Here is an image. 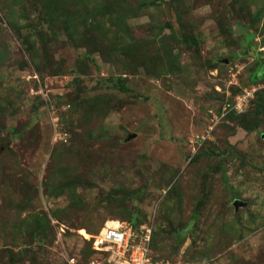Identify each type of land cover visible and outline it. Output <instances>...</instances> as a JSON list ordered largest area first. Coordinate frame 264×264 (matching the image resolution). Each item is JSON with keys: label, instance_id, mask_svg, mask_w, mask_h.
I'll list each match as a JSON object with an SVG mask.
<instances>
[{"label": "rangeland", "instance_id": "rangeland-1", "mask_svg": "<svg viewBox=\"0 0 264 264\" xmlns=\"http://www.w3.org/2000/svg\"><path fill=\"white\" fill-rule=\"evenodd\" d=\"M263 61L264 0H0V264H89L108 222L264 264Z\"/></svg>", "mask_w": 264, "mask_h": 264}, {"label": "built area", "instance_id": "built-area-1", "mask_svg": "<svg viewBox=\"0 0 264 264\" xmlns=\"http://www.w3.org/2000/svg\"><path fill=\"white\" fill-rule=\"evenodd\" d=\"M149 242L147 232H135L132 227H105L93 238L92 244L100 258L89 264H159L152 261Z\"/></svg>", "mask_w": 264, "mask_h": 264}, {"label": "trees", "instance_id": "trees-1", "mask_svg": "<svg viewBox=\"0 0 264 264\" xmlns=\"http://www.w3.org/2000/svg\"><path fill=\"white\" fill-rule=\"evenodd\" d=\"M258 64L260 65L261 63L260 62H258ZM262 66V65H261ZM255 75L257 76L256 78L258 79V78H260V77H262L263 75H264V66H262V67H260V66H258V71L255 73ZM120 90L122 91V92H127V89H126V87L125 86H120ZM132 223H134V222H132ZM191 230V222L185 227V229H183L180 233H178V239L179 240H181L184 236H185V234H186V231H190ZM190 233V232H189ZM177 234V233H176ZM94 251V250H93ZM94 253H96L95 251H94ZM97 254V253H96ZM152 261H153V259H152ZM153 262H157V261H153Z\"/></svg>", "mask_w": 264, "mask_h": 264}, {"label": "bare ground", "instance_id": "bare-ground-1", "mask_svg": "<svg viewBox=\"0 0 264 264\" xmlns=\"http://www.w3.org/2000/svg\"><path fill=\"white\" fill-rule=\"evenodd\" d=\"M105 227H111V228H118V227H120V225L118 224V223H113V222H108L106 225H105ZM85 236H87V235H85ZM89 237V236H88Z\"/></svg>", "mask_w": 264, "mask_h": 264}, {"label": "flooded vegetation", "instance_id": "flooded-vegetation-1", "mask_svg": "<svg viewBox=\"0 0 264 264\" xmlns=\"http://www.w3.org/2000/svg\"><path fill=\"white\" fill-rule=\"evenodd\" d=\"M262 64V66H264V61H263V63H261ZM262 66H260V67H262Z\"/></svg>", "mask_w": 264, "mask_h": 264}]
</instances>
